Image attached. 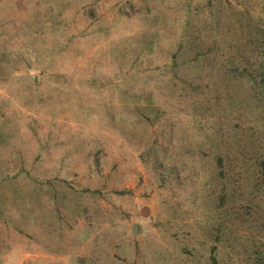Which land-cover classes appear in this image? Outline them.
Segmentation results:
<instances>
[{"label": "rangeland", "instance_id": "1", "mask_svg": "<svg viewBox=\"0 0 264 264\" xmlns=\"http://www.w3.org/2000/svg\"><path fill=\"white\" fill-rule=\"evenodd\" d=\"M263 250L264 0H0V264Z\"/></svg>", "mask_w": 264, "mask_h": 264}, {"label": "trees", "instance_id": "2", "mask_svg": "<svg viewBox=\"0 0 264 264\" xmlns=\"http://www.w3.org/2000/svg\"><path fill=\"white\" fill-rule=\"evenodd\" d=\"M217 163L219 164L221 162L220 158L217 157ZM219 175H222V171H219ZM257 261L260 263V264H264V250H263V253L261 256H259V258H257Z\"/></svg>", "mask_w": 264, "mask_h": 264}]
</instances>
